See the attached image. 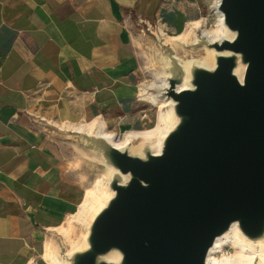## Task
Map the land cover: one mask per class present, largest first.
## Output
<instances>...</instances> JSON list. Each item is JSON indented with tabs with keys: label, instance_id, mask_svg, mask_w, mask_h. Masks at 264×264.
I'll return each instance as SVG.
<instances>
[{
	"label": "water",
	"instance_id": "95a60500",
	"mask_svg": "<svg viewBox=\"0 0 264 264\" xmlns=\"http://www.w3.org/2000/svg\"><path fill=\"white\" fill-rule=\"evenodd\" d=\"M218 12L227 37L210 41L199 24L178 49L141 27L147 70L167 82L149 93L170 103L173 119L158 151L142 140L118 149L99 124L50 127L75 146L88 184L107 175L109 192L75 228L76 248L56 234L64 264H207L234 228L264 241V0H220Z\"/></svg>",
	"mask_w": 264,
	"mask_h": 264
},
{
	"label": "crops",
	"instance_id": "0c3cea01",
	"mask_svg": "<svg viewBox=\"0 0 264 264\" xmlns=\"http://www.w3.org/2000/svg\"><path fill=\"white\" fill-rule=\"evenodd\" d=\"M209 12V0H0V264H49L85 201L79 153L50 127L153 130L141 27L177 38Z\"/></svg>",
	"mask_w": 264,
	"mask_h": 264
},
{
	"label": "bare ground",
	"instance_id": "6f19581e",
	"mask_svg": "<svg viewBox=\"0 0 264 264\" xmlns=\"http://www.w3.org/2000/svg\"><path fill=\"white\" fill-rule=\"evenodd\" d=\"M219 4L220 0H214L211 7L213 13L216 16L214 28L206 27L202 31V35L210 41L220 40L228 36L223 27V17L218 12ZM197 25L199 24H196V26ZM192 31L193 30L190 29L185 35L177 38H167L166 41H177L181 42L182 44H186L188 43ZM204 61V64H210L212 62L211 53H208ZM187 64L185 65V67L187 66ZM153 73L155 74L152 75L151 83L145 88V90L143 89V92L146 93V95L149 96V99L152 100L153 103L159 108L158 124L151 131L126 135L119 142L116 141L114 134L107 132L102 127L103 131L99 130L101 131L100 134L104 138L108 139L112 143V145L118 149H124L131 143L137 140H142L151 144L154 149L158 151L161 139L163 138V136H165L166 132L172 126L173 119L171 112L166 109L170 103L164 100H158L155 95L149 93V90L151 89L159 90L167 86V82L165 81L166 74H160L156 72ZM186 86L187 85L185 83L182 85V88ZM98 128V124L94 123L85 126H70L62 129H71L76 132L87 131L89 133H93L94 131H97ZM108 195L109 192L107 188V175L97 177L95 181H93L91 187L87 190L85 201L81 206L79 212L75 216L71 217L60 231L68 234L72 222H76L80 226L86 225L95 211H97L98 208L104 204ZM79 241H73L71 239L69 243L72 248H76L79 245ZM229 249H231L233 253H229ZM46 260L49 264H64L63 261L58 258L56 250L52 247H50L47 251ZM207 264H264V241L259 243L248 242L243 237H241L238 230L234 228L229 234H227L223 238H220L216 242L214 248L209 254Z\"/></svg>",
	"mask_w": 264,
	"mask_h": 264
},
{
	"label": "rangeland",
	"instance_id": "374dc122",
	"mask_svg": "<svg viewBox=\"0 0 264 264\" xmlns=\"http://www.w3.org/2000/svg\"><path fill=\"white\" fill-rule=\"evenodd\" d=\"M214 0H209V2H210V12H209V17L208 18H206V20L203 22V23H201L200 25L202 26L201 28L204 30L206 27L207 28H214V26H215V19H216V16H215V14L213 13V11L211 10V4H212V2H213ZM213 5V4H212ZM196 27H199V25H197ZM192 30L194 29V27H192L191 28ZM202 30V31H203ZM166 39L167 38H165L164 39V42L165 43H169V44H171L173 47H175L176 49H178L179 47H180V45L182 44L181 42H167L166 41ZM178 54L179 55H184V52L182 51V50H178ZM190 54V52L188 53V55ZM187 55V54H186ZM153 72H155V69L153 70V71H149V70H147V73H146V76H145V79H144V84H143V86H142V90L144 89L145 90V88L151 83V81H152V75L153 74H155V73H153ZM144 93V92H143ZM144 94H146V93H144ZM156 110H157V112L159 111V109H158V107L156 108ZM93 181H95V180H93ZM92 184H93V182H92ZM92 184H89V187L87 188V190L91 187V185ZM74 226V227H73ZM79 227L80 225H78L76 222H72V224H71V227L69 228V233L68 234H66V233H64V232H61L60 230L56 233V234H60V235H62V236H64L66 239H67V241H69L70 242V240L71 239H73V233H74V230H75V228L76 227ZM72 228H73V230H72ZM72 231V232H71ZM56 234H55V238L56 237H58V235L56 236ZM66 234V235H65ZM72 237V238H71ZM54 238V239H55ZM69 238V239H68ZM71 238V239H70ZM54 241V240H53ZM49 245L52 247V248H54L55 249V247H54V245L52 244V242L51 243H49ZM229 251V253H233V251L231 250V249H229L228 250ZM47 254V253H46Z\"/></svg>",
	"mask_w": 264,
	"mask_h": 264
},
{
	"label": "built area",
	"instance_id": "2783aa9c",
	"mask_svg": "<svg viewBox=\"0 0 264 264\" xmlns=\"http://www.w3.org/2000/svg\"><path fill=\"white\" fill-rule=\"evenodd\" d=\"M114 135H115V139L117 142H119L123 138V136L121 135H117V134H114Z\"/></svg>",
	"mask_w": 264,
	"mask_h": 264
}]
</instances>
